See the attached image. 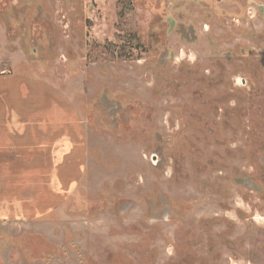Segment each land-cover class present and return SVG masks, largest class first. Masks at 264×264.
I'll list each match as a JSON object with an SVG mask.
<instances>
[{"label": "rangeland", "instance_id": "1", "mask_svg": "<svg viewBox=\"0 0 264 264\" xmlns=\"http://www.w3.org/2000/svg\"><path fill=\"white\" fill-rule=\"evenodd\" d=\"M260 50L264 0H0V68L86 129L77 184L0 224V264H264Z\"/></svg>", "mask_w": 264, "mask_h": 264}, {"label": "crops", "instance_id": "2", "mask_svg": "<svg viewBox=\"0 0 264 264\" xmlns=\"http://www.w3.org/2000/svg\"><path fill=\"white\" fill-rule=\"evenodd\" d=\"M81 118L53 83L0 68L1 225L38 215L77 184L86 146Z\"/></svg>", "mask_w": 264, "mask_h": 264}, {"label": "flooded vegetation", "instance_id": "3", "mask_svg": "<svg viewBox=\"0 0 264 264\" xmlns=\"http://www.w3.org/2000/svg\"><path fill=\"white\" fill-rule=\"evenodd\" d=\"M258 10H263L260 3L258 4ZM191 31H192V28L190 27L188 29V33H185L184 36H186L188 38H191V39H195V37L192 38ZM127 36L129 38L128 40H126L127 42H130L131 39H136L137 40L134 44H131V46L129 47L130 50H133V52H134L133 56H135V58L140 59L141 58V55L146 54L147 56L145 58H143V59H145L144 61H147L148 59H151V60H154L155 59V57L157 55V51H156V48L155 47H153L152 49H148V47L144 44V42H141L140 41V38L138 36H136L135 34L127 33ZM135 37H137L138 39L135 38ZM252 52H253L252 50H249V51H247V54H250ZM148 53H149V55H148ZM257 54H258L257 62H258V64L261 67L264 68V50L258 51ZM128 55H129V52H127V56ZM159 55H158V57H159ZM240 84H243L242 79H240Z\"/></svg>", "mask_w": 264, "mask_h": 264}]
</instances>
